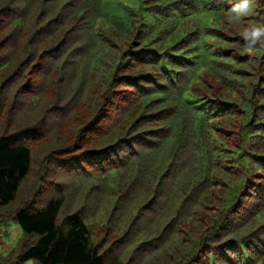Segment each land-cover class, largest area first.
<instances>
[{
    "label": "trees",
    "instance_id": "16d2710c",
    "mask_svg": "<svg viewBox=\"0 0 264 264\" xmlns=\"http://www.w3.org/2000/svg\"><path fill=\"white\" fill-rule=\"evenodd\" d=\"M236 0H0V264H264V48Z\"/></svg>",
    "mask_w": 264,
    "mask_h": 264
},
{
    "label": "clouds",
    "instance_id": "9594fccd",
    "mask_svg": "<svg viewBox=\"0 0 264 264\" xmlns=\"http://www.w3.org/2000/svg\"><path fill=\"white\" fill-rule=\"evenodd\" d=\"M254 12L253 0H236L224 13L229 24L243 23V18ZM244 41V51L251 52L257 46L264 48V23H250L241 32Z\"/></svg>",
    "mask_w": 264,
    "mask_h": 264
},
{
    "label": "rangeland",
    "instance_id": "374dc122",
    "mask_svg": "<svg viewBox=\"0 0 264 264\" xmlns=\"http://www.w3.org/2000/svg\"><path fill=\"white\" fill-rule=\"evenodd\" d=\"M5 228L0 226V252L6 254L17 242L21 231L18 225L8 227V233Z\"/></svg>",
    "mask_w": 264,
    "mask_h": 264
}]
</instances>
